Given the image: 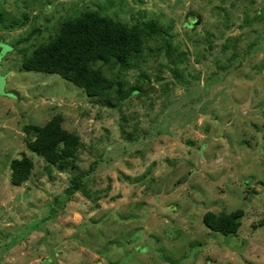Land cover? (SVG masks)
I'll list each match as a JSON object with an SVG mask.
<instances>
[{
    "label": "rangeland",
    "instance_id": "rangeland-1",
    "mask_svg": "<svg viewBox=\"0 0 264 264\" xmlns=\"http://www.w3.org/2000/svg\"><path fill=\"white\" fill-rule=\"evenodd\" d=\"M85 11L162 31H142L130 66L94 62L112 86L98 97L22 69ZM0 35V264H54L62 223L79 226L70 236L104 264H264V0H0ZM248 100L260 107H239ZM56 114L81 143L64 170L33 154L24 131ZM22 154L34 166L15 186L9 166ZM77 172L88 203L68 190ZM237 209L233 235L202 222L208 210ZM110 247L121 255L106 261Z\"/></svg>",
    "mask_w": 264,
    "mask_h": 264
},
{
    "label": "trees",
    "instance_id": "trees-1",
    "mask_svg": "<svg viewBox=\"0 0 264 264\" xmlns=\"http://www.w3.org/2000/svg\"><path fill=\"white\" fill-rule=\"evenodd\" d=\"M145 28H150L154 34H162L153 21L142 27L129 26L96 11H85L64 20L58 33L25 54L22 57V69L44 74L55 73L81 88L87 96L98 97L107 94L112 86L101 70L94 67V62H115L121 67L130 66L133 59L142 52L141 34ZM134 91L139 92L140 89ZM61 123V114H56L42 126L26 124L24 131L35 136L27 142L33 154L64 170L73 165L81 143L79 136L64 129ZM33 166V159L26 154L12 159L9 166L11 184L19 186L25 182ZM81 176L82 173L77 172L68 190L88 195ZM242 216L241 209L228 213L224 210L218 213L208 210L203 214L202 222L213 231L230 235L239 229Z\"/></svg>",
    "mask_w": 264,
    "mask_h": 264
},
{
    "label": "crops",
    "instance_id": "crops-1",
    "mask_svg": "<svg viewBox=\"0 0 264 264\" xmlns=\"http://www.w3.org/2000/svg\"><path fill=\"white\" fill-rule=\"evenodd\" d=\"M3 32H5V33H3L5 38H3L2 43H7V42L10 43L13 46V50H14L15 43H14V41H12L11 37L9 36V34L11 32H9L8 30H4ZM1 35H2V32H1ZM9 76L11 77V75H9ZM8 81L9 80H7V82ZM10 91H13V89H10ZM256 94H257V92H256ZM261 96H262V99H261L262 103H264V94L261 93ZM254 100H255V98H254ZM255 105L257 107H260L259 106L260 105V101H258V103L254 102V104H253V103H251V100L250 101L248 100V102H242L239 105V107L242 108V109H244V107H246V109H250L251 108L250 110L254 111L253 108H254ZM258 111H262L261 113L264 116V109L263 110L262 109H258ZM247 183H248V181H246V184ZM86 189L88 190V195H85L86 196L85 199H86V201L88 203V202H90V188H89V184L86 185ZM76 192H78V191H75L74 193H76ZM79 192H81V191H79ZM82 203L84 204V201H82ZM74 205H75V203L72 201V203L70 202L68 205L65 206V208L69 209V208H71ZM172 210H175V209H172ZM173 214L179 215L180 211L179 210L178 211L175 210V213H173ZM73 215L74 214H72L70 217L72 218ZM64 218H65V216H64ZM62 224L65 227V228H63V232L65 234H63L64 236H60V239L57 238V240L55 241V243H57V245L53 244L51 246V249L55 252V255H54L55 256V260H54L55 262L53 261L54 264H104L105 263V261L102 260L103 258L101 257L100 253L98 251H95L94 248L91 247L93 245L91 242H90V248H88L87 250H83L82 249L83 246L81 245V243H82L81 239L80 238H77V239L72 238V236H73L72 234L77 233L79 231V229H78L79 226H73V225H70L68 223H65V224L62 223ZM70 235H72V236H70ZM141 241H139V242L136 241L135 245L136 246H140ZM77 248H79L78 251H77ZM68 252H73L74 253L73 256H75V254H76L77 257H73L72 253H68ZM120 252H121V248H119L117 250L114 247H110V248L105 249L102 254H105V260L106 261H107L108 257H109L108 261H111L112 259H110V258L118 259L119 256L121 255ZM136 255H138V254H135L133 256V258ZM147 257H148V253H147ZM73 258L77 259L76 263L74 262ZM51 262H52V260H51ZM108 263L113 264L111 262H108ZM118 264H120V263H118Z\"/></svg>",
    "mask_w": 264,
    "mask_h": 264
},
{
    "label": "water",
    "instance_id": "water-1",
    "mask_svg": "<svg viewBox=\"0 0 264 264\" xmlns=\"http://www.w3.org/2000/svg\"><path fill=\"white\" fill-rule=\"evenodd\" d=\"M189 14H187L188 16ZM200 22V16L199 15H195L194 16V20L191 21L190 25H193V24H198Z\"/></svg>",
    "mask_w": 264,
    "mask_h": 264
},
{
    "label": "flooded vegetation",
    "instance_id": "flooded-vegetation-1",
    "mask_svg": "<svg viewBox=\"0 0 264 264\" xmlns=\"http://www.w3.org/2000/svg\"><path fill=\"white\" fill-rule=\"evenodd\" d=\"M196 14H194L193 12L192 13H190V20L195 16ZM190 23H191V21H190Z\"/></svg>",
    "mask_w": 264,
    "mask_h": 264
}]
</instances>
